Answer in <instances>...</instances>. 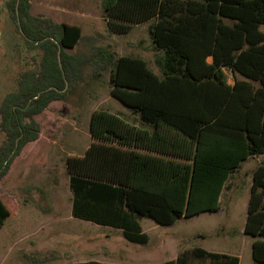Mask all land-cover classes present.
Wrapping results in <instances>:
<instances>
[{
	"label": "trees",
	"instance_id": "obj_1",
	"mask_svg": "<svg viewBox=\"0 0 264 264\" xmlns=\"http://www.w3.org/2000/svg\"><path fill=\"white\" fill-rule=\"evenodd\" d=\"M29 1L5 0L20 45L38 58L0 102V181L38 139L34 117L63 100L79 77L80 59L67 50L79 44L81 29L32 15ZM100 8L110 34L151 21L160 74L140 57L94 48L95 74L109 73L112 97L137 115L138 125L92 112L93 141L65 160L70 214L146 245L140 218L171 225L217 212L231 174L264 153V0H100ZM9 217L0 198V228ZM243 234L252 240L253 261L264 264V163L251 173ZM162 264H239V258L195 247Z\"/></svg>",
	"mask_w": 264,
	"mask_h": 264
},
{
	"label": "rangeland",
	"instance_id": "obj_2",
	"mask_svg": "<svg viewBox=\"0 0 264 264\" xmlns=\"http://www.w3.org/2000/svg\"><path fill=\"white\" fill-rule=\"evenodd\" d=\"M29 4L32 15L81 29V41L74 50H67L80 59V70L66 97L51 102L34 117L41 128L38 139L24 147L0 181V198L10 212L0 228V264H70L90 259L111 264H162L195 247L236 256L239 264H259L252 259V240L243 234V226L250 170L264 163V156L258 161H243L231 174L217 212L171 225L140 218L142 231L148 236L146 245L128 243L118 230L71 217L65 160L82 155L93 141L89 133L92 112L105 110L138 125L137 115L112 97L109 73L95 74L91 65L94 48H108L116 57H141L158 75L159 54L153 50L148 33L150 23L134 27L127 36L110 34L100 0H30ZM19 39L5 0H0V102L14 91L19 74L35 67L38 58L36 51L26 52ZM83 254L90 256L79 257Z\"/></svg>",
	"mask_w": 264,
	"mask_h": 264
},
{
	"label": "crops",
	"instance_id": "obj_3",
	"mask_svg": "<svg viewBox=\"0 0 264 264\" xmlns=\"http://www.w3.org/2000/svg\"><path fill=\"white\" fill-rule=\"evenodd\" d=\"M147 23H150L151 24V21H147V22H144V23H141V24H138V25H133L132 27H131V29L129 30V32L128 33H126V34H116V35H119V36H127V35H129L130 33H131V31L133 30V28L134 27H137V26H143V25H145V24H147ZM150 24H148V26L150 25ZM153 44V43H152ZM153 50L155 51V49H154V46H153ZM156 52V51H155ZM122 56V55H121ZM128 56H133V55H128ZM135 57H137V56H135ZM141 58V57H140ZM144 60V59H143ZM145 61V60H144ZM208 63H210L211 62V58H207V60H206ZM147 63V62H146ZM147 65H148V63H147ZM149 67V66H148ZM224 71V73H225V75H226V82H227V84H229V85H232L233 84V82H234V77L232 76V74H231V72L229 71V70H223ZM229 73V75H230V77L228 78L227 77V74ZM156 74V73H155ZM158 75V74H157ZM262 156H264V153L263 154H261V155H258V156H255V157H253V158H250V159H252V160H257L258 161V157H262ZM247 160H249V159H247ZM247 160H245V161H247ZM260 163V162H259ZM256 167V166H255ZM255 167H253L251 170H250V172L252 173V171L255 169ZM92 255H94V254H92ZM84 256V257H83ZM88 256H90V254H83V255H81V256H79V257H82V258H86V257H88ZM176 256H177V254L175 255V257L173 258V259H171V260H174L175 258H176ZM76 257H78V256H75L74 258L76 259ZM101 257H103L104 258V256L103 255H101ZM67 260H69V259H71V256L70 257H67L66 258ZM75 259H73V260H75ZM66 260V261H67ZM88 261H95V262H99V263H106V262H104V261H102V260H94V259H90V260H83V261H74L73 263H84V262H88ZM165 262V261H164ZM163 262V263H164ZM73 263H70V264H73ZM111 264V263H110ZM125 264H127V263H125ZM133 264V263H132ZM146 264H149V263H146Z\"/></svg>",
	"mask_w": 264,
	"mask_h": 264
},
{
	"label": "water",
	"instance_id": "obj_4",
	"mask_svg": "<svg viewBox=\"0 0 264 264\" xmlns=\"http://www.w3.org/2000/svg\"><path fill=\"white\" fill-rule=\"evenodd\" d=\"M59 53H60V48H58V62H59ZM59 65H60V62H59ZM66 88H67V84H65V88L62 91L64 92Z\"/></svg>",
	"mask_w": 264,
	"mask_h": 264
},
{
	"label": "flooded vegetation",
	"instance_id": "obj_5",
	"mask_svg": "<svg viewBox=\"0 0 264 264\" xmlns=\"http://www.w3.org/2000/svg\"><path fill=\"white\" fill-rule=\"evenodd\" d=\"M17 28H18L19 32H21V27H20V23H19L18 17H17Z\"/></svg>",
	"mask_w": 264,
	"mask_h": 264
}]
</instances>
